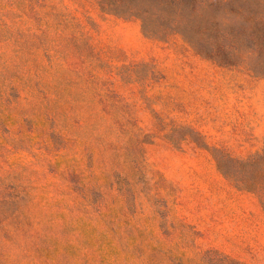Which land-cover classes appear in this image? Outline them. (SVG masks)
I'll list each match as a JSON object with an SVG mask.
<instances>
[{"label":"rangeland","instance_id":"obj_1","mask_svg":"<svg viewBox=\"0 0 264 264\" xmlns=\"http://www.w3.org/2000/svg\"><path fill=\"white\" fill-rule=\"evenodd\" d=\"M173 17L0 0V264H264V0Z\"/></svg>","mask_w":264,"mask_h":264},{"label":"trees","instance_id":"obj_2","mask_svg":"<svg viewBox=\"0 0 264 264\" xmlns=\"http://www.w3.org/2000/svg\"><path fill=\"white\" fill-rule=\"evenodd\" d=\"M178 1L180 0H100V4L108 12L137 17L147 34L163 35L167 30L159 19L176 16Z\"/></svg>","mask_w":264,"mask_h":264}]
</instances>
